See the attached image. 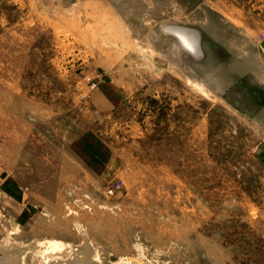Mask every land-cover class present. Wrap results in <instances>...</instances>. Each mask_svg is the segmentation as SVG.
<instances>
[{
    "label": "rangeland",
    "instance_id": "374dc122",
    "mask_svg": "<svg viewBox=\"0 0 264 264\" xmlns=\"http://www.w3.org/2000/svg\"><path fill=\"white\" fill-rule=\"evenodd\" d=\"M46 239L264 264V0H0V244Z\"/></svg>",
    "mask_w": 264,
    "mask_h": 264
},
{
    "label": "bare ground",
    "instance_id": "6f19581e",
    "mask_svg": "<svg viewBox=\"0 0 264 264\" xmlns=\"http://www.w3.org/2000/svg\"><path fill=\"white\" fill-rule=\"evenodd\" d=\"M154 31L152 33L153 38L160 34V32L157 33ZM162 31L166 32L169 36H174L176 39L171 45L173 48L171 49L170 55H168L169 53L165 55H167L175 65L182 68V70H185L187 73L186 67L183 66V64L180 65L179 60H177L178 58L176 59L175 57L181 54V50L184 52L186 50L195 56L204 55L201 50V39H199L198 31L188 26L172 22H164ZM193 85L198 87L207 96L213 98L214 90L210 85H207L199 78H193ZM30 249L37 254H41V264H103L95 248L92 246V243L87 240L78 244H66L63 241L61 242L55 239L35 240L27 247H20L14 244L13 240H7V242L0 244V264H27L24 260V256L26 251ZM63 250H68V252L71 253L69 254L70 256L61 257L60 255H62L61 253ZM32 251L30 253H32ZM128 261L131 264H145L142 259L135 257L128 258Z\"/></svg>",
    "mask_w": 264,
    "mask_h": 264
}]
</instances>
